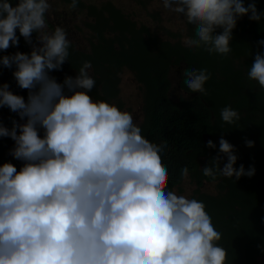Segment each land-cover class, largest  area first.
<instances>
[{
	"label": "clouds",
	"instance_id": "obj_1",
	"mask_svg": "<svg viewBox=\"0 0 264 264\" xmlns=\"http://www.w3.org/2000/svg\"><path fill=\"white\" fill-rule=\"evenodd\" d=\"M162 6L193 26L186 47L220 55L231 52L239 19L258 22L264 15L255 0H162ZM51 7L49 0H0V53L18 49L21 37L31 49L0 55V67L12 70L27 93L0 83V109L15 114L10 127L0 121V138L13 142L9 155L21 162L19 170L0 164V264H226L222 234L205 204L168 189L166 145L146 139L131 113L91 98V62L62 81L51 75L62 71L71 46L64 27L48 30ZM257 45L247 76L264 89V40ZM182 76L190 93L206 94V69L186 68ZM220 115L227 124L240 119L230 106ZM245 144L254 147L252 140ZM206 147L217 146L208 140ZM234 153L222 136L211 163L235 182L252 177L254 166L236 168ZM202 172L212 175L213 168ZM182 175L188 177L187 167Z\"/></svg>",
	"mask_w": 264,
	"mask_h": 264
},
{
	"label": "trees",
	"instance_id": "obj_2",
	"mask_svg": "<svg viewBox=\"0 0 264 264\" xmlns=\"http://www.w3.org/2000/svg\"><path fill=\"white\" fill-rule=\"evenodd\" d=\"M51 1L66 8L70 16L76 13L80 21L75 29L87 45V49H81L70 41L68 62L62 71L51 75L62 81L65 75L75 76L83 63L90 61L89 75L95 80L89 93L91 98L131 113L121 99L123 78L130 74L143 99L142 116L140 120L133 117L134 122L150 142L166 145L161 157L169 173L168 189L205 204L213 225L222 234L218 244L226 250V264H263L264 89L249 80L247 73L257 42L264 40V15L258 22L249 20L248 16L239 19L230 42L231 52L219 55L186 47L184 37L193 35V26L182 21L181 25L171 28L161 10L152 8L156 0H133L144 14L142 19L146 17L143 21L110 0L98 3L77 0L75 9L69 7L72 0ZM244 2L247 5L251 0ZM255 3L264 12V0H255ZM145 20L155 25L152 27ZM51 27L48 23L49 31L54 30ZM17 50L30 52L31 49L21 37L18 49L10 48L8 53L0 55ZM259 50L264 51V46ZM174 66L183 70L206 69L210 74L208 84L204 85L206 94L190 93L181 75V89L192 97L173 100L170 73ZM216 81L219 83L215 85ZM4 82L16 94L27 95L16 86L12 70L0 67V83ZM226 106L240 115L233 124L221 119V110ZM14 116L7 108L0 109V121L9 127V117ZM222 136L235 146L236 168L241 164L245 170L254 166L252 177L243 176L235 182V178L222 176L219 168L211 163L218 154ZM208 140L216 144V149L206 147ZM245 140L254 141V147H247ZM12 145L10 139L0 138V164L10 161L19 170L21 162L9 155ZM224 162L226 158L222 157L221 168ZM207 165L213 168L212 175L203 174L202 168ZM185 167L192 191L183 187ZM211 185H214L212 189Z\"/></svg>",
	"mask_w": 264,
	"mask_h": 264
},
{
	"label": "rangeland",
	"instance_id": "obj_3",
	"mask_svg": "<svg viewBox=\"0 0 264 264\" xmlns=\"http://www.w3.org/2000/svg\"><path fill=\"white\" fill-rule=\"evenodd\" d=\"M86 1L92 3H98L102 0H86ZM110 1H112L116 6L123 9L124 11L132 14L138 20L143 21L144 18L146 19V17L142 19L144 14L141 12L140 8L133 0H110ZM49 3L51 4L52 7L50 13H48L47 16V22L52 26L51 29H54L57 26L64 27L67 31V38L69 39V41L75 42V44L81 49H87V45L82 40V36L75 29V24L76 23L78 24L80 21L76 13L74 16H70L68 15L69 14L68 11H66L67 9L64 8L62 5H60L59 3L56 4L51 0H49ZM152 8L161 10L163 18L169 19L167 24L171 25L170 26L171 28H176L177 26L182 24V20L179 17H177L173 13L168 12L166 9L163 8L162 0H156L153 3ZM145 21L151 23L152 27L155 25V23L149 20H145ZM181 67L184 66L181 65ZM176 68L177 67L174 66L172 68L173 70L170 73V78L172 81V89L170 92V97L173 100H183L184 98H182V96L180 95L181 91H183L180 86V80H181L180 77L182 75L181 73L183 72V68L180 69H176ZM217 69H220V67L219 68L217 67ZM217 83L219 82L216 81L214 84L216 85ZM206 84H208V81L205 83V86ZM122 88H123L122 96H121L122 101L124 102L125 106L131 111V114L133 115L134 119L140 120V115L142 116L143 99L141 98L137 84L132 79L130 74H126L124 76ZM183 93L188 95L187 99L192 97V95L187 92L183 91ZM201 160H205V159L203 158ZM213 186L214 185H211L209 188L212 189ZM183 187L187 191L193 190L192 182L189 177L186 178Z\"/></svg>",
	"mask_w": 264,
	"mask_h": 264
}]
</instances>
